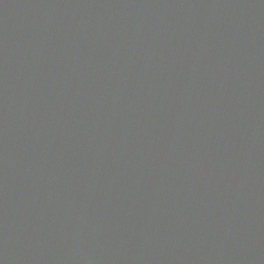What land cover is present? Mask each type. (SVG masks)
Returning a JSON list of instances; mask_svg holds the SVG:
<instances>
[{
  "label": "water",
  "instance_id": "water-1",
  "mask_svg": "<svg viewBox=\"0 0 264 264\" xmlns=\"http://www.w3.org/2000/svg\"><path fill=\"white\" fill-rule=\"evenodd\" d=\"M0 264H264V0H0Z\"/></svg>",
  "mask_w": 264,
  "mask_h": 264
}]
</instances>
